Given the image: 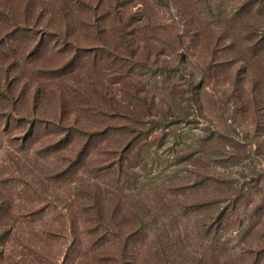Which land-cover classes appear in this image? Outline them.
Instances as JSON below:
<instances>
[{
	"label": "rangeland",
	"instance_id": "374dc122",
	"mask_svg": "<svg viewBox=\"0 0 264 264\" xmlns=\"http://www.w3.org/2000/svg\"><path fill=\"white\" fill-rule=\"evenodd\" d=\"M4 6L0 77L23 94L6 137L23 148L0 146L16 223L0 264H264V0ZM100 40L139 49L36 75ZM27 117L41 119L32 137ZM61 117L102 134L86 150L49 125ZM142 223L126 248L114 236Z\"/></svg>",
	"mask_w": 264,
	"mask_h": 264
},
{
	"label": "trees",
	"instance_id": "16d2710c",
	"mask_svg": "<svg viewBox=\"0 0 264 264\" xmlns=\"http://www.w3.org/2000/svg\"><path fill=\"white\" fill-rule=\"evenodd\" d=\"M27 6H29V3H26ZM4 0H0V20H5L8 17V13L6 11V7L4 8ZM3 22H6L3 21ZM4 27V26H2ZM20 30V29H17ZM16 30V31H17ZM1 31V30H0ZM18 32V31H17ZM16 32V33H17ZM70 35L68 33H65L64 35ZM3 42L0 43H6L7 39H3ZM67 41V40H66ZM67 43H70L69 41H67ZM100 46H97V49H80L78 47H75L74 53L73 55L68 59V61H66L61 67L59 68H53V69H40V67H38V69L36 68V66H34V69L36 70V75L39 74V71L41 73H43V75L46 76H54V75H62V74H71L72 70L74 67H77L80 65V62L83 58H88V56H90L93 59V63L95 64H99L101 61L106 60V59H118V58H122V57H126L125 55L127 54H135V49H139V44H137L135 46V43L133 41V43H126V42H121L114 45H110V46H106L104 45V43H102V41L100 40L99 42ZM39 51V50H38ZM89 57V58H90ZM101 60V61H100ZM42 68V67H41ZM40 76V74H39ZM5 78V79H4ZM30 86H35V85H30ZM76 86V85H75ZM37 87V86H35ZM17 89L15 86H12L11 82H8V77H4L1 76L0 77V146L2 147V145L7 144V148H4L6 150V152H8L11 148H15L16 150H21L22 147V143L21 145L17 144V145H13L14 140L13 137H6V132L9 129V127L12 125L13 120H18L17 117H15V115L20 114V112H18L17 110V103L18 100L16 99V97H18L20 94H22L21 91H19L18 93L16 92ZM23 95V94H22ZM142 102V106H140L139 110H136L137 114L139 117H143L144 114L143 112H141V110H144V108L147 106L148 103V98L147 95L143 97ZM10 104H12L10 106ZM115 108V107H113ZM145 114H151L150 111H146ZM31 115V114H30ZM29 115V116H30ZM29 118V119H27ZM25 119H27L26 121L29 122V137H32L35 134V130L38 126L39 123H41V119L38 117H27ZM67 120V118H59L58 121H52V120H48L50 123L49 125H51L53 128H56L58 130H61L63 128V130H68L67 131V138H71L73 135L75 136H80L81 138H87L90 140V143L86 144L87 140L85 141L83 147L86 148V150L90 147V144L97 140L98 136L102 134V132L100 131H92V132H88L85 130L80 129L79 127L76 128V126L72 125V126H68L67 128L64 127V122ZM8 140V142H7ZM63 139L58 140V144L62 141ZM66 141V140H65ZM21 146V147H20ZM47 151L51 150V147H48L46 149ZM85 150H80V153L72 159V162L74 163L73 167L76 166V164L78 162H81L83 164L85 157L84 155ZM6 178L2 177L0 175V258L3 256V247L4 244L6 243V241L9 239V237L11 236V234L13 233V231L15 230V224L13 221H7L6 217L7 216H11L14 213V195H13V191L15 192V189H13V184L9 187H6L4 184V180ZM96 211L99 215L98 220H99V225L100 227H104V220L103 218H101V212L99 210L98 207H96ZM138 229H136V231H134L131 234H128L126 237H123L121 235H114V232L112 233L114 236L120 238L123 241V246L126 248L129 245L130 242V236L133 237L135 235H141V234H148V228L145 224H140L138 225ZM107 230V229H104ZM109 233V231H106ZM106 232H103L102 234H105L103 236V238H105V236H110L111 233L106 234ZM123 258L121 257L119 259V264H127V261H122Z\"/></svg>",
	"mask_w": 264,
	"mask_h": 264
}]
</instances>
